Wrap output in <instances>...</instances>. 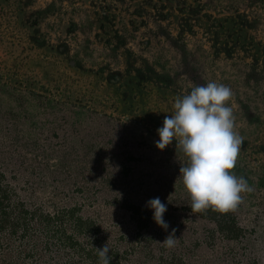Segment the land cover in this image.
<instances>
[{
    "label": "rangeland",
    "instance_id": "obj_1",
    "mask_svg": "<svg viewBox=\"0 0 264 264\" xmlns=\"http://www.w3.org/2000/svg\"><path fill=\"white\" fill-rule=\"evenodd\" d=\"M210 81L253 189L225 214L191 212L186 157L155 143ZM0 201V264H99L107 242L110 264H264V0H0Z\"/></svg>",
    "mask_w": 264,
    "mask_h": 264
},
{
    "label": "clouds",
    "instance_id": "obj_2",
    "mask_svg": "<svg viewBox=\"0 0 264 264\" xmlns=\"http://www.w3.org/2000/svg\"><path fill=\"white\" fill-rule=\"evenodd\" d=\"M232 89L222 83L208 82L194 86L189 94L178 97L174 114L166 115L160 127L156 147L163 151L176 141V150L187 159L181 164L177 178L190 196L192 213L208 209L225 214L235 211L242 203L243 194L253 189L243 176H237V166L243 137L239 134L236 117L230 101ZM154 210L153 219L165 231L167 206L159 197L147 201ZM167 248L175 247V229L161 242ZM99 264H110L108 242L96 248Z\"/></svg>",
    "mask_w": 264,
    "mask_h": 264
},
{
    "label": "trees",
    "instance_id": "obj_3",
    "mask_svg": "<svg viewBox=\"0 0 264 264\" xmlns=\"http://www.w3.org/2000/svg\"><path fill=\"white\" fill-rule=\"evenodd\" d=\"M3 204V202L2 201H0V206Z\"/></svg>",
    "mask_w": 264,
    "mask_h": 264
}]
</instances>
